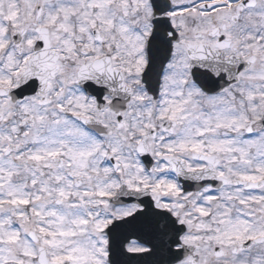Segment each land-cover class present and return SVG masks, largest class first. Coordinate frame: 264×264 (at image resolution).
I'll return each mask as SVG.
<instances>
[{"label": "snow or ice", "instance_id": "1", "mask_svg": "<svg viewBox=\"0 0 264 264\" xmlns=\"http://www.w3.org/2000/svg\"><path fill=\"white\" fill-rule=\"evenodd\" d=\"M0 264H264V0H0Z\"/></svg>", "mask_w": 264, "mask_h": 264}]
</instances>
